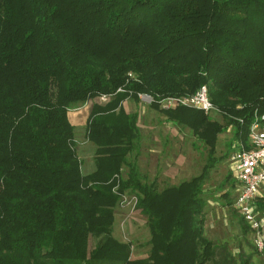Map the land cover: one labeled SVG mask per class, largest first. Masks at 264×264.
<instances>
[{
	"label": "trees",
	"instance_id": "16d2710c",
	"mask_svg": "<svg viewBox=\"0 0 264 264\" xmlns=\"http://www.w3.org/2000/svg\"><path fill=\"white\" fill-rule=\"evenodd\" d=\"M202 85L223 122L161 108ZM139 94L206 146L198 175L161 190L142 180L138 114L122 105ZM102 95L85 125L95 169L83 174L68 110ZM255 113H264V0H0V264H247L204 235L203 187ZM128 192L147 218L144 256L113 235Z\"/></svg>",
	"mask_w": 264,
	"mask_h": 264
},
{
	"label": "rangeland",
	"instance_id": "374dc122",
	"mask_svg": "<svg viewBox=\"0 0 264 264\" xmlns=\"http://www.w3.org/2000/svg\"><path fill=\"white\" fill-rule=\"evenodd\" d=\"M101 97L90 99L83 105L68 110V118L74 125V143L81 161L83 174L95 169V145L87 140L85 125L88 113L94 102L104 103ZM128 109L135 100L126 98ZM137 105L141 116L138 118L140 128L138 151L135 158L140 176L144 182L155 181L159 190L198 175L206 164V146L199 142L191 129L180 124H173L163 114L149 107V102L138 99ZM135 102V103H136ZM78 114V115H77ZM210 118L223 122L222 116L214 109L206 113ZM232 128L223 129L217 134L215 156H224L230 146ZM232 149V148H231ZM230 149V151H231ZM230 153V152H229ZM229 155V154H228ZM228 155L219 160L210 170L204 184V198L207 205L203 212L204 235L218 245H224L237 258L247 260V264H264V253L258 252L253 243V235L242 223L233 209L235 188L231 189L233 179L222 186L228 172ZM133 157V154L130 156ZM127 168L123 166L122 175ZM232 177V175H231ZM235 186V184H234ZM230 190V204H224V191ZM136 196L132 192L124 194L115 209L113 235L122 241L132 243V256H144L148 250L150 237L147 218L136 206ZM259 216L264 210L257 209ZM264 233V230H263ZM94 241L90 239L89 247Z\"/></svg>",
	"mask_w": 264,
	"mask_h": 264
},
{
	"label": "built area",
	"instance_id": "2783aa9c",
	"mask_svg": "<svg viewBox=\"0 0 264 264\" xmlns=\"http://www.w3.org/2000/svg\"><path fill=\"white\" fill-rule=\"evenodd\" d=\"M139 99L151 102L148 94H139ZM101 98L106 99V95ZM161 108L177 106L199 109L204 113L214 110L207 87L202 85L194 93L169 96L160 101ZM228 166L235 180L233 209L248 225L253 235L255 249L264 251V216H259L257 204L264 199V113H255L249 123L246 141L236 140L228 155Z\"/></svg>",
	"mask_w": 264,
	"mask_h": 264
},
{
	"label": "crops",
	"instance_id": "0c3cea01",
	"mask_svg": "<svg viewBox=\"0 0 264 264\" xmlns=\"http://www.w3.org/2000/svg\"><path fill=\"white\" fill-rule=\"evenodd\" d=\"M127 99L126 100H124L123 102H122V105H123V107H124V109H125V111L126 112H136L137 114H138V118L141 116V112L143 113V112H145V111H141V112H139V110H138V105H137V102L135 103V102H133L132 103V105H131V109H128L127 107H126V105H127ZM154 111H156V110H154L153 109V111H151V112H149V113H151L152 114V112L154 113ZM157 112V111H156ZM138 118H137V126H138V128H140V124H139V121H138Z\"/></svg>",
	"mask_w": 264,
	"mask_h": 264
},
{
	"label": "bare ground",
	"instance_id": "6f19581e",
	"mask_svg": "<svg viewBox=\"0 0 264 264\" xmlns=\"http://www.w3.org/2000/svg\"><path fill=\"white\" fill-rule=\"evenodd\" d=\"M78 115V114H77Z\"/></svg>",
	"mask_w": 264,
	"mask_h": 264
}]
</instances>
